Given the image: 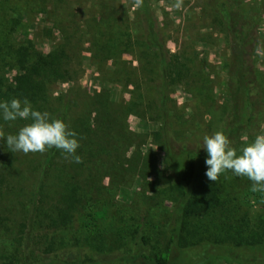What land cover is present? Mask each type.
Here are the masks:
<instances>
[{"label":"trees","instance_id":"trees-1","mask_svg":"<svg viewBox=\"0 0 264 264\" xmlns=\"http://www.w3.org/2000/svg\"><path fill=\"white\" fill-rule=\"evenodd\" d=\"M3 1L0 102L27 98L34 110L63 120L77 133L76 154L82 163L65 159L55 148L42 154L13 153L6 138H0V233L13 253L0 258V264H87L81 257L69 261V255L76 253L69 247H84L93 254L91 264H103L100 257L123 251L137 238L143 244L142 255L123 251L125 256L108 264H177L183 251L202 245L206 246L204 260L213 255L224 264H264V215L233 212L226 195L233 181L242 177L228 171L217 182L209 181L203 141L191 148L175 131L182 130L184 120L173 113L171 94L176 89L197 92L191 88L202 82L196 78V61L167 49L164 30L152 19L151 0H136L142 18L137 28L130 22L129 9L113 0L101 4L103 16L88 26L84 45L101 68L107 70L112 62L114 70L102 75L105 84L112 85L97 88L93 95L80 87L78 73L71 69L72 62L80 64L81 42L71 23V33L62 22L53 26L52 34L59 32L61 40L52 43L48 53L39 50L38 38L30 36L31 27L26 25L35 13L45 15L50 6L57 4L55 10H61L65 0ZM203 2L205 14L220 28L230 48L227 91L231 103L224 112L208 110L210 129L223 131L237 144L243 138L254 140L250 125L264 119V81L255 66L261 11L242 0ZM125 56L133 60L126 61ZM68 83L74 86L57 95L51 91L53 85ZM203 90L211 93L206 87ZM130 117L158 126L152 136L172 173L161 174L157 159L143 161L137 148L126 157L137 137L127 126ZM30 122H6L0 114L5 137ZM130 175L147 185L165 183L159 195L175 204L172 217L155 202L158 220L143 208V217L126 215L122 226L115 227L107 219L108 208L113 206L115 189ZM247 195L263 203L262 191L249 190ZM17 210L22 221L13 222L10 229L8 223ZM77 223L76 231L70 230ZM183 260L193 261L191 256Z\"/></svg>","mask_w":264,"mask_h":264},{"label":"rangeland","instance_id":"rangeland-1","mask_svg":"<svg viewBox=\"0 0 264 264\" xmlns=\"http://www.w3.org/2000/svg\"><path fill=\"white\" fill-rule=\"evenodd\" d=\"M0 0V3L6 4V1ZM109 0H65L61 10H55L53 7H48L47 13L41 15L35 13V17L26 25L30 28V36L38 38V48L41 52L48 53L52 43L60 41V33L51 31L55 24L62 22L64 28H74L76 37L81 40L79 44V65L72 62L71 69L78 73V84L89 95H93L97 88L99 91L103 89V85L110 86L111 83L105 84L103 80V71H113V63L110 62L107 70L101 68L98 63L91 59L89 46L84 45L87 35L86 30L94 19L99 20L103 16L101 4ZM123 8L129 9L131 24L134 28L141 26L142 18L139 14V6L136 0H113ZM177 0H151L152 19L159 27L164 30V36L167 41V49L171 54L182 55L185 58L192 59L195 62L196 78L202 82L191 88V92L197 89V92L184 93L181 89H176L171 94V99L174 101L173 113L177 112L183 116L184 125L182 130H176L178 137L184 139L191 148L199 141H203L205 135L214 133L209 126L208 110L212 112H224L226 107L231 103L230 93L227 91V67L229 62L230 48L225 41L224 35L220 32V28L211 22V17L204 12L203 0H182L181 8L175 7ZM247 6L258 9L261 14L258 24V47L256 52L255 66L258 73L264 81V0H242ZM53 3V2H52ZM56 3V2H55ZM8 4V3H7ZM38 10V9H37ZM55 35V36H54ZM126 61H132L131 56H125ZM105 74V73H104ZM11 77V76H9ZM74 86L73 83L53 85L51 91L55 95L64 92ZM203 87L208 88L203 90ZM131 89H134L132 87ZM130 98V96L128 97ZM261 122V123H259ZM259 122H254L250 125L252 137L264 132V119ZM129 130L137 135L136 141L131 144L127 150L126 157L129 158L134 149H138L142 154V160L146 158H156L157 167L161 174L169 175L172 173V168L166 166L162 158V150L156 144L152 133L157 130L158 126L152 122H141L136 117H130L127 122ZM148 133V134H147ZM237 137V136H236ZM235 137V138H236ZM231 141V140H230ZM252 138H243L241 144L236 141H231V146L240 153V150L247 144L252 142ZM200 144V143H199ZM140 171L141 169L138 168ZM137 170V172H138ZM136 172V173H137ZM117 189L113 199V206L108 208V217L116 226L121 227L126 219L125 216L132 217L134 213L143 217L144 211L153 215L157 219L158 210L155 207V202H159L163 212H167L169 217H172L175 204L169 202L166 198L159 195L165 183H157L155 185H147V181L143 183L138 176H129ZM233 187L227 192V196L231 201V210L239 215H264V191H262L263 203H256L257 198L246 196V193L252 189V182L247 177H242L240 181H233ZM224 183L223 187L226 188ZM116 188V187H114ZM260 192L261 191H256ZM231 196V197H230ZM159 197V198H158ZM112 205V204H111ZM155 208V209H154ZM152 209V211H150ZM154 209V210H153ZM160 209V208H159ZM161 210V211H162ZM142 211V212H141ZM149 211V212H148ZM16 218L11 217V222L8 223L10 229L14 228V223H21L22 212L15 211ZM167 219V222H169ZM157 222L156 224H158ZM129 222L128 225H131ZM127 225V224H126ZM77 224L70 228L73 232L76 231ZM138 224H135L137 227ZM138 230L143 233V228ZM138 237V236H137ZM138 241L129 242L128 247L123 251H131L134 255L143 254V244ZM206 246L202 245L190 251H183L182 256L177 259V264H186L184 258L191 256L193 260L191 264H224L218 262L217 257L210 255L207 259H203L202 255L206 252ZM35 248V247H34ZM37 249V248H35ZM68 251H75L74 255H69V261H76L81 257V262L90 263L93 254L86 248L69 247ZM123 251H115L108 254L107 257L100 259L103 264L115 262L125 256ZM217 253L220 251L217 250ZM10 248L6 245V237L0 233V258L5 255H11ZM189 260L187 259V263ZM1 262V261H0ZM232 264H241L234 262ZM248 264V263H246Z\"/></svg>","mask_w":264,"mask_h":264},{"label":"clouds","instance_id":"clouds-1","mask_svg":"<svg viewBox=\"0 0 264 264\" xmlns=\"http://www.w3.org/2000/svg\"><path fill=\"white\" fill-rule=\"evenodd\" d=\"M182 0H177L175 7L181 8ZM0 114L6 122L17 119L31 121L22 126L17 134H8L0 130V138H6L11 152L44 153L55 148L76 163L82 158L76 154L80 147L77 133L61 119L51 118L48 112L34 110L30 101L13 98L0 102ZM207 152V171L209 181L217 182L228 171L240 177H247L252 182V191H264V132L255 136L237 153L231 141L223 131H216L203 137L202 147Z\"/></svg>","mask_w":264,"mask_h":264}]
</instances>
